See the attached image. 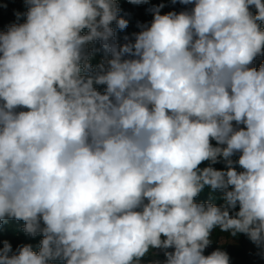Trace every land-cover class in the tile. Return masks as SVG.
<instances>
[{"label": "clouds", "instance_id": "1", "mask_svg": "<svg viewBox=\"0 0 264 264\" xmlns=\"http://www.w3.org/2000/svg\"><path fill=\"white\" fill-rule=\"evenodd\" d=\"M24 3L0 32V222L43 239L0 264H230L204 254L217 228L264 258V0L154 5L123 44L117 0ZM205 186L224 203L195 202Z\"/></svg>", "mask_w": 264, "mask_h": 264}, {"label": "trees", "instance_id": "2", "mask_svg": "<svg viewBox=\"0 0 264 264\" xmlns=\"http://www.w3.org/2000/svg\"><path fill=\"white\" fill-rule=\"evenodd\" d=\"M117 3L120 7L119 15L129 21L128 27L121 31L116 28L115 23L111 25L117 34V41L120 44L125 43V37L129 39H133V34L137 33L141 30L142 26H150L153 20V14L149 11L154 5H159L163 3L165 5L164 8L161 9V14H166L169 11L180 12L186 9H190L194 5H181L179 3L172 4L171 0H149L147 4H132L129 3V0H117ZM250 10L253 14L256 13L254 6L250 7ZM27 12V6L24 3V0H0V32L7 31L8 27L14 23H23L26 20V16L21 15L19 20L17 19L16 13L24 14ZM264 27V25H262ZM87 32V29L83 30ZM96 48H99V43L95 44ZM104 53L99 51L96 53L95 57L92 60V64L96 65L103 58ZM261 63H264V55L258 56L253 65L257 69ZM98 90L103 91L104 85H97ZM26 110V109H21ZM235 124V122H233ZM240 127H244L240 125ZM213 146H216L215 141H211ZM239 155H235L232 157L233 160H237ZM209 166V162L205 161L199 166L201 168ZM212 167L217 170H224L225 164L223 162L216 163L212 165ZM234 167L237 171H242L238 164H235ZM222 190H212L209 186H205L204 190L194 198L195 202H212L216 206H220L224 203ZM238 210V208L236 209ZM24 221L9 219L6 222H0V248L3 247V242L8 241L11 246L13 252H16L17 249L23 245L30 244L33 247V251L39 250L40 241L43 239L42 235H37L32 237L25 232L22 231L24 227ZM224 235L236 241L233 245L220 244L217 245L215 241L221 236ZM163 239V237H162ZM212 244L210 247L212 248L211 252L216 250L217 248H221L222 250L227 251L230 256V260H233L230 264H263L264 258H261L257 255L258 249L256 246L248 239L244 234H238L236 237H232L229 233L221 232L219 228L214 229L211 235ZM210 252L206 253L209 255ZM166 259L163 256L162 252H154L153 249H150L149 252L141 258L140 264H153L155 261H160L163 264V261ZM52 264H63L61 261H53Z\"/></svg>", "mask_w": 264, "mask_h": 264}, {"label": "rangeland", "instance_id": "3", "mask_svg": "<svg viewBox=\"0 0 264 264\" xmlns=\"http://www.w3.org/2000/svg\"><path fill=\"white\" fill-rule=\"evenodd\" d=\"M215 243L217 244V245H220V244H227V245H233V244H235L236 243V241L235 240H233V239H231V238H229V237H226V236H224V235H221L218 239H217V241H215ZM154 250V252H156V253H158V252H162V254H163V256H164V253H163V250H161V249H153ZM211 250H212V248L210 247V246H208L206 249H205V252H204V254L206 255V253H208V252H210L211 253ZM168 251H174V249H168ZM233 262V260H230V263H232ZM264 264V263H263Z\"/></svg>", "mask_w": 264, "mask_h": 264}]
</instances>
